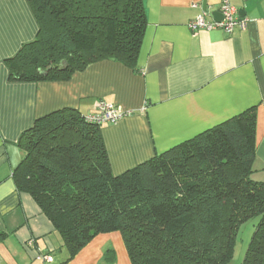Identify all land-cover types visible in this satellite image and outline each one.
Masks as SVG:
<instances>
[{
  "label": "trees",
  "instance_id": "obj_1",
  "mask_svg": "<svg viewBox=\"0 0 264 264\" xmlns=\"http://www.w3.org/2000/svg\"><path fill=\"white\" fill-rule=\"evenodd\" d=\"M34 41L6 60L16 83L68 82L89 65L135 70L144 0H28ZM65 108L35 121L19 147L18 191L60 233L69 261L96 237L120 233L132 264H227L238 233L259 222L243 264H264V183L253 180L254 108L114 176L102 124ZM3 239V236H0ZM114 251L105 261L114 263Z\"/></svg>",
  "mask_w": 264,
  "mask_h": 264
},
{
  "label": "crops",
  "instance_id": "obj_2",
  "mask_svg": "<svg viewBox=\"0 0 264 264\" xmlns=\"http://www.w3.org/2000/svg\"><path fill=\"white\" fill-rule=\"evenodd\" d=\"M230 3L249 21L245 31L189 29L203 13L221 22L222 0H144L147 27L135 70L102 61L68 82L16 83L6 60L35 40L38 23L28 0H0V264H49L39 260L44 255L51 264H109L108 250L113 264H132L120 233L99 235L69 261L53 223L16 187L22 134L58 110L86 116L104 102L129 113L101 126L111 171L120 176L254 108L253 180L264 183V0Z\"/></svg>",
  "mask_w": 264,
  "mask_h": 264
},
{
  "label": "built area",
  "instance_id": "obj_3",
  "mask_svg": "<svg viewBox=\"0 0 264 264\" xmlns=\"http://www.w3.org/2000/svg\"><path fill=\"white\" fill-rule=\"evenodd\" d=\"M221 14L223 17L222 21L215 22L213 20L209 21L206 17L207 14L203 13L195 20L191 21L188 27L194 33L202 30L212 31L215 29H222L227 33H232L235 29H239L241 31H245L247 29L249 21L238 17L237 10L232 7L230 0H222ZM98 105L99 108L95 110L99 113L88 117L90 121H95L100 124H116L118 121L129 115V113L124 111L121 107L112 104L99 102ZM30 245H33L32 242H30ZM39 260L49 264L53 263V258L49 255L40 256Z\"/></svg>",
  "mask_w": 264,
  "mask_h": 264
},
{
  "label": "rangeland",
  "instance_id": "obj_4",
  "mask_svg": "<svg viewBox=\"0 0 264 264\" xmlns=\"http://www.w3.org/2000/svg\"><path fill=\"white\" fill-rule=\"evenodd\" d=\"M113 105V104H112ZM99 105L96 103L95 109H98ZM259 219L254 218L247 223H245L238 233V240L235 246V249L233 251L232 256L230 257V260L227 262V264H243L244 257L247 252L248 246L250 244L251 238L253 236V233L255 231V227L258 224Z\"/></svg>",
  "mask_w": 264,
  "mask_h": 264
},
{
  "label": "water",
  "instance_id": "obj_5",
  "mask_svg": "<svg viewBox=\"0 0 264 264\" xmlns=\"http://www.w3.org/2000/svg\"><path fill=\"white\" fill-rule=\"evenodd\" d=\"M204 9H205V10H207V6H206V4H205V7H204Z\"/></svg>",
  "mask_w": 264,
  "mask_h": 264
}]
</instances>
